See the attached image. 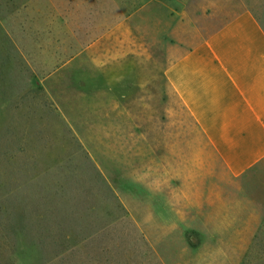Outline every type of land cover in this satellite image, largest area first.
<instances>
[{
  "label": "rangeland",
  "instance_id": "rangeland-1",
  "mask_svg": "<svg viewBox=\"0 0 264 264\" xmlns=\"http://www.w3.org/2000/svg\"><path fill=\"white\" fill-rule=\"evenodd\" d=\"M166 1L0 0V264L13 244L20 253L10 260H34L28 237L12 235L17 212L26 214V227L69 232L76 264H264V167L197 199L203 214L171 213L170 199L153 192L154 127L170 126L165 104L159 117L140 121L150 150L120 158L118 178L135 181V194L114 190L106 175L115 163L108 149L130 136L98 119L107 88L96 86L97 74L111 68L107 49L123 48L124 31L140 22L156 29V9ZM258 9L264 15V0ZM158 155L170 159V152Z\"/></svg>",
  "mask_w": 264,
  "mask_h": 264
},
{
  "label": "crops",
  "instance_id": "crops-1",
  "mask_svg": "<svg viewBox=\"0 0 264 264\" xmlns=\"http://www.w3.org/2000/svg\"><path fill=\"white\" fill-rule=\"evenodd\" d=\"M161 3L165 10L156 9V29L140 22L137 31H124L123 48L107 49L111 68L97 74L96 86L107 88L98 119L105 118L113 134L130 136L108 149L115 163L106 175L114 190L135 194V181L118 178L120 158L127 162L150 150L140 121L151 113L159 117L157 106L165 104L170 126L154 127L153 192L170 199L171 213L203 214L197 199L211 198L210 190L221 191L227 180L247 182L250 172L264 167V15L258 0ZM159 151L170 152V159L157 156ZM144 171L142 183L148 180ZM205 182L214 185L196 186Z\"/></svg>",
  "mask_w": 264,
  "mask_h": 264
},
{
  "label": "trees",
  "instance_id": "trees-1",
  "mask_svg": "<svg viewBox=\"0 0 264 264\" xmlns=\"http://www.w3.org/2000/svg\"><path fill=\"white\" fill-rule=\"evenodd\" d=\"M27 216L25 213L17 212L12 217L14 224L12 225V235L17 238L18 235L28 237L25 247L31 248L34 253L32 264H76L77 249L69 245V232L59 229L50 228L46 233L32 223L26 227L25 221ZM77 232L74 231V234ZM16 244L11 245V253L9 261L5 264H20L18 261L10 260L11 257L20 253ZM22 252V251H21ZM13 255V256H11Z\"/></svg>",
  "mask_w": 264,
  "mask_h": 264
}]
</instances>
